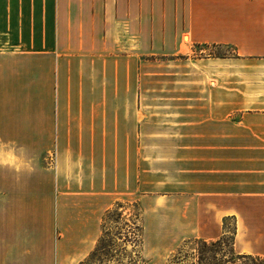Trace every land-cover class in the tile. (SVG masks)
Masks as SVG:
<instances>
[{"label":"crops","instance_id":"obj_1","mask_svg":"<svg viewBox=\"0 0 264 264\" xmlns=\"http://www.w3.org/2000/svg\"><path fill=\"white\" fill-rule=\"evenodd\" d=\"M113 208L115 264L264 258V0H0V264H80Z\"/></svg>","mask_w":264,"mask_h":264},{"label":"rangeland","instance_id":"obj_2","mask_svg":"<svg viewBox=\"0 0 264 264\" xmlns=\"http://www.w3.org/2000/svg\"><path fill=\"white\" fill-rule=\"evenodd\" d=\"M194 53L196 55H220L230 53V49L226 46H212V45H200L194 47ZM148 63L145 62L143 67L147 69ZM149 66V65H148ZM146 83L140 85V97L143 98L141 101V108L147 109L149 106L148 100H157V98L179 96L186 91V87L182 84H149L148 78L146 76ZM150 98V99H149ZM151 108L156 107L158 110H162L163 101H150ZM117 208H113L109 213L105 214L102 219H104L105 224L103 231L101 233V238L96 243L94 250L87 256L83 264H104L107 262H112L110 264H115V261L126 260L128 257H133V253L126 249L124 243L125 239L129 237L126 235L127 225H130L128 221H122L117 212ZM136 213V210L134 211ZM132 225H130V228ZM134 231V229H133ZM137 233V232H135ZM132 236V235H131ZM136 246L134 247V252L139 249L137 247L139 243V238L135 234L134 236ZM230 234L224 235L223 240L225 245H229ZM132 238H129L131 240ZM200 248L199 240H187L181 242V244L176 248L173 255L169 257L166 264H190L195 261V253L197 249ZM137 255V254H136ZM140 264V263H139Z\"/></svg>","mask_w":264,"mask_h":264},{"label":"trees","instance_id":"obj_3","mask_svg":"<svg viewBox=\"0 0 264 264\" xmlns=\"http://www.w3.org/2000/svg\"><path fill=\"white\" fill-rule=\"evenodd\" d=\"M223 238L224 236L211 241L199 240L200 248L195 253V261L190 264H264L263 257L235 253L232 249V237L227 247Z\"/></svg>","mask_w":264,"mask_h":264},{"label":"bare ground","instance_id":"obj_4","mask_svg":"<svg viewBox=\"0 0 264 264\" xmlns=\"http://www.w3.org/2000/svg\"><path fill=\"white\" fill-rule=\"evenodd\" d=\"M187 38V37H186Z\"/></svg>","mask_w":264,"mask_h":264}]
</instances>
